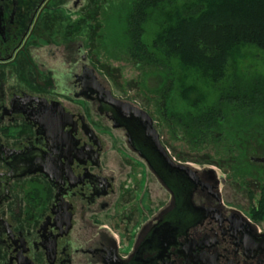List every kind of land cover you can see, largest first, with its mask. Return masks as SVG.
I'll list each match as a JSON object with an SVG mask.
<instances>
[{"label": "flooded vegetation", "instance_id": "obj_1", "mask_svg": "<svg viewBox=\"0 0 264 264\" xmlns=\"http://www.w3.org/2000/svg\"><path fill=\"white\" fill-rule=\"evenodd\" d=\"M121 3L0 0V264H264V174L171 133Z\"/></svg>", "mask_w": 264, "mask_h": 264}, {"label": "trees", "instance_id": "obj_2", "mask_svg": "<svg viewBox=\"0 0 264 264\" xmlns=\"http://www.w3.org/2000/svg\"><path fill=\"white\" fill-rule=\"evenodd\" d=\"M128 1L129 4H116V17L109 18L111 22L119 19L123 24L115 32V41L130 35L132 45L125 53L145 68L176 64L181 75V98L193 109L185 115L171 113L168 108L171 81L158 90L148 91L159 99L175 137L195 154L216 150L217 156L228 159L237 155L235 148L242 144L245 130L252 131L258 125L264 134V84L246 92L237 87L226 98H235L238 103L227 106L228 113L223 105L193 113L207 104L216 87L226 79L235 56L246 49L264 52V0H194L184 7L186 11L175 9L164 17L151 52L142 43V26L147 9L156 7L159 0ZM241 156L244 157L243 149ZM261 213H264V193Z\"/></svg>", "mask_w": 264, "mask_h": 264}, {"label": "rangeland", "instance_id": "obj_3", "mask_svg": "<svg viewBox=\"0 0 264 264\" xmlns=\"http://www.w3.org/2000/svg\"><path fill=\"white\" fill-rule=\"evenodd\" d=\"M193 1L194 0H159L157 2L158 5L156 4V7L153 6L152 8L150 7V9H147V17L145 19L146 21L143 22L142 26V43H144V46L150 52L152 51L154 36L159 29L160 23L167 17L166 15H168V13L172 12L175 9L186 11L184 7H186V5L188 4L190 5V3ZM121 27L122 26H120V28ZM94 39L95 32H91V30H89L88 42L91 41V43L93 44L94 42L92 41H94ZM125 39L127 42H129L128 38ZM154 56H156L158 60L160 59L158 54H154ZM97 62L99 63V66L102 65L101 63H103H100V61ZM114 64L118 65V67L121 66L124 69L115 70L112 68L110 69V75L107 70L101 69L102 73L99 72L100 76L103 77V74L111 77L118 76V81L116 82H120L121 85V83L123 84L131 80L133 78V75H135V72H133V70L130 69V67L126 64ZM163 65L164 66L159 67L157 72L151 73L149 75L147 86L150 88H160L161 86L163 87L165 83H169L171 81L172 87L171 92L169 93L168 108L171 113L174 112L185 115L188 111H192L193 109L181 98V75L179 69L174 63H170V65L168 63ZM121 77L123 78L121 79ZM258 84H264V52H260L255 49L243 50L239 55L235 56L231 60L226 79L223 81V83L221 82L216 87L213 94L210 95L207 104L201 106L198 111L194 110L195 112L193 113L197 115L201 111L212 110L213 108L220 105H223V110L227 112V106H234L235 103L238 104L235 98L226 100L231 92L233 93L237 87L244 90L245 92L247 90L252 91L256 89V86ZM134 91H136V89H134ZM220 101L225 102L223 104H220ZM252 131L255 133L252 134ZM252 131L248 129L243 132L244 136L242 139L241 149H243L244 152L245 163L250 166L248 167L250 172L254 175H263L264 164L251 162L250 158L264 156V134L262 133V130L258 128V125L255 128H252ZM194 161L198 163V165H206L204 164V162H197L196 160Z\"/></svg>", "mask_w": 264, "mask_h": 264}, {"label": "water", "instance_id": "obj_4", "mask_svg": "<svg viewBox=\"0 0 264 264\" xmlns=\"http://www.w3.org/2000/svg\"><path fill=\"white\" fill-rule=\"evenodd\" d=\"M130 106V105H129ZM132 107V106H131ZM134 110H137L136 108L132 107ZM138 111V110H137ZM148 137L150 138V135L148 133ZM151 139V138H150ZM154 144H158L156 145L157 149L160 151L162 157H164L165 160L169 161L168 159V154H167V151L166 149L161 145V142H160V139L159 137L156 135L155 139H154ZM253 161L255 162H264V159H261V158H254ZM170 164H172L170 161H169ZM171 168L176 170L178 173H186V174H194L195 175V172L193 170H191L189 167H186L184 165H174L173 164L171 165ZM207 172H214L212 170H209Z\"/></svg>", "mask_w": 264, "mask_h": 264}]
</instances>
